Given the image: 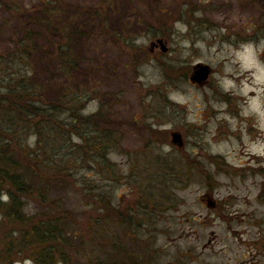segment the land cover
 Wrapping results in <instances>:
<instances>
[{"label":"rangeland","instance_id":"rangeland-1","mask_svg":"<svg viewBox=\"0 0 264 264\" xmlns=\"http://www.w3.org/2000/svg\"><path fill=\"white\" fill-rule=\"evenodd\" d=\"M16 2L27 12L36 4ZM109 5L105 13L111 30L125 26L131 34V70L113 61L110 42L92 36L91 41L99 39L95 49L117 64L115 75L84 65L80 82L67 85L93 87L89 93L95 98L85 103L83 114L101 110L95 121L99 128L119 125L124 135L125 155L115 151L109 158L126 179L111 184L98 170L80 171L76 177L81 181L88 175L89 182L101 186L95 195L109 191L114 203L131 210V242L123 240L131 244V259L118 264H264V0H117ZM9 17L1 13L0 25L5 27ZM92 23L83 25L80 39L93 34ZM8 24L6 32L0 29V45L14 20ZM161 29L171 31L163 38L166 50L150 49ZM92 59L87 52L83 64ZM198 64L210 70L201 84L189 80ZM37 72L58 95L61 80ZM148 127L154 132L147 133ZM172 132L179 134V144L172 143ZM155 155L170 163L163 193L154 190L162 186L159 180L144 177L156 169L147 164L154 163ZM147 157V166L139 167L142 174L136 165L145 164ZM72 193L69 204L77 214L70 229L76 234L71 261L88 264L91 259L82 254L92 257L84 246L93 237L86 220L97 210L88 207L84 194ZM150 210L154 222L144 215L134 235L135 213ZM0 223L3 248L2 233L8 230L11 237L16 227ZM95 249L98 258L92 257L91 264L113 263ZM16 258L0 264H34L29 251Z\"/></svg>","mask_w":264,"mask_h":264},{"label":"trees","instance_id":"trees-1","mask_svg":"<svg viewBox=\"0 0 264 264\" xmlns=\"http://www.w3.org/2000/svg\"><path fill=\"white\" fill-rule=\"evenodd\" d=\"M16 1L0 0V15H10L7 24L1 22L6 24L0 25L2 32L14 20L7 41L0 45V222L16 227L11 237L7 236L8 230L3 232L6 235L2 233L0 262L17 259L29 251L34 264H73L76 234L70 229L77 211L69 204L70 190L78 197L79 193L84 194L90 203L88 207H93L94 212L96 206L97 210L95 216L90 215L86 220L94 242L90 239L84 248L92 251L93 258L95 248H100L101 259L111 258L112 264L120 260L128 262L131 244H124L123 240L131 242V210L114 203L109 191L95 195V188L101 186L89 182L88 175L81 181L76 178L80 171L98 170L101 179L111 184L126 179L121 167L109 158L115 151L125 155L124 135L119 125L112 129L99 128L95 121L101 119V110L83 114L85 103L95 98L89 93L93 87L88 89L85 85L78 89L67 85L80 82L78 78L84 65L112 76L118 63L121 69L131 70L127 55L132 45L131 34L125 26L119 31L111 30L105 13L109 3L117 0H36L30 7L31 12ZM89 22L95 24L93 34L80 39L83 25ZM169 33L168 29H161L156 35L165 38ZM92 36H103L110 42L113 61L117 64L95 49L100 47L96 45L99 39L91 41ZM87 52L93 59L83 64ZM37 71L61 80L58 95L54 96L50 86L40 81ZM133 121L137 122L135 118ZM148 132L154 130L148 127ZM163 156L155 155L154 163L145 162L149 161L147 157L143 159L145 164L136 165L138 170L147 166L146 163L150 168L156 167L144 177L145 181L146 177L159 180L162 186L154 190L160 193L168 187L165 181L170 180L167 174L170 163ZM139 172L144 174V170ZM129 179L131 184V176ZM143 193L145 197L150 196ZM2 196L7 197L6 201ZM153 211H145L143 215L135 213L138 225H132L134 235L143 225L144 215L154 222ZM82 256L91 259L88 263L91 264L90 255Z\"/></svg>","mask_w":264,"mask_h":264},{"label":"water","instance_id":"water-1","mask_svg":"<svg viewBox=\"0 0 264 264\" xmlns=\"http://www.w3.org/2000/svg\"><path fill=\"white\" fill-rule=\"evenodd\" d=\"M160 46V48L164 51L166 50V42L163 39H156L154 42L151 43V48L153 47H157ZM195 71L191 74V76L189 77L190 82L192 83H203L204 81H206L210 70L208 68V66L202 65V64H198L195 67ZM171 141L172 143H177L179 144V134L173 132L171 134Z\"/></svg>","mask_w":264,"mask_h":264},{"label":"flooded vegetation","instance_id":"flooded-vegetation-1","mask_svg":"<svg viewBox=\"0 0 264 264\" xmlns=\"http://www.w3.org/2000/svg\"><path fill=\"white\" fill-rule=\"evenodd\" d=\"M212 204H213V203H212ZM212 208H213V210H215V209H214V208H215V205H213Z\"/></svg>","mask_w":264,"mask_h":264},{"label":"bare ground","instance_id":"bare-ground-1","mask_svg":"<svg viewBox=\"0 0 264 264\" xmlns=\"http://www.w3.org/2000/svg\"><path fill=\"white\" fill-rule=\"evenodd\" d=\"M241 77H243V76H241Z\"/></svg>","mask_w":264,"mask_h":264}]
</instances>
